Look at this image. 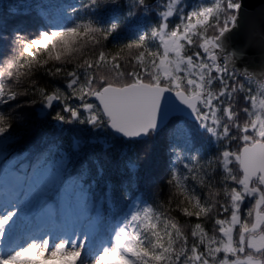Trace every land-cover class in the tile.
<instances>
[{
	"label": "snow or ice",
	"instance_id": "obj_1",
	"mask_svg": "<svg viewBox=\"0 0 264 264\" xmlns=\"http://www.w3.org/2000/svg\"><path fill=\"white\" fill-rule=\"evenodd\" d=\"M0 264H264V0H0Z\"/></svg>",
	"mask_w": 264,
	"mask_h": 264
},
{
	"label": "water",
	"instance_id": "obj_2",
	"mask_svg": "<svg viewBox=\"0 0 264 264\" xmlns=\"http://www.w3.org/2000/svg\"><path fill=\"white\" fill-rule=\"evenodd\" d=\"M261 7V0H246V8H259Z\"/></svg>",
	"mask_w": 264,
	"mask_h": 264
}]
</instances>
